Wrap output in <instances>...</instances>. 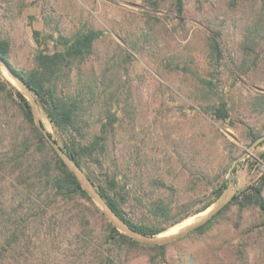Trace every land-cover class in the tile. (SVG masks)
Segmentation results:
<instances>
[{
    "label": "rangeland",
    "instance_id": "rangeland-1",
    "mask_svg": "<svg viewBox=\"0 0 264 264\" xmlns=\"http://www.w3.org/2000/svg\"><path fill=\"white\" fill-rule=\"evenodd\" d=\"M162 4L153 10L146 0H0V32L10 42L9 61L23 72L34 67L39 51L54 49L53 38L89 28L104 33L95 42L87 69L97 72L105 59L118 58L117 44L126 48L122 38L133 47L127 44L131 57L122 77L120 122L109 150L134 204L132 220L148 227L164 226L201 206L223 179L226 184L232 179L235 193L264 173V140L253 145L256 139L248 135H264V39L252 50L243 49L248 30L254 31L261 14V2L248 0L232 7L228 0H184L181 17L169 0ZM211 38L222 51L217 63L210 57ZM197 76L217 85L227 100L228 120L206 110ZM5 79L14 84L0 68V84ZM107 84L110 80L105 79ZM16 114L12 101L0 95V153L10 141ZM40 118L62 144L64 137L42 111ZM97 120L98 111L93 118ZM244 151L229 175L231 164ZM156 203L165 216L155 212ZM75 206L56 210L65 215L61 236L70 243L61 247L57 258L51 255L58 264L79 263L74 230L108 248L105 220L86 210L90 222L83 226L84 221L71 216ZM68 207L71 213L65 214ZM198 213L159 234L175 231ZM48 242L57 248L56 237ZM39 244L30 247L38 250ZM237 245L243 257L236 253ZM150 253L146 247H135L121 254L119 264H152ZM87 254L91 255L89 248ZM26 264L37 263L33 259ZM156 264H264V216L255 206L233 207L205 232L169 243L164 261Z\"/></svg>",
    "mask_w": 264,
    "mask_h": 264
},
{
    "label": "trees",
    "instance_id": "trees-1",
    "mask_svg": "<svg viewBox=\"0 0 264 264\" xmlns=\"http://www.w3.org/2000/svg\"><path fill=\"white\" fill-rule=\"evenodd\" d=\"M165 1L146 0V5L158 10ZM169 1L173 11L181 17L184 13V0ZM246 1L248 0H228V3L233 7ZM259 1L261 14L255 20L252 28L254 31L248 30L245 36V50H252L255 47L253 45L264 39V0ZM103 33L101 29L89 28L71 36L59 35L53 38L54 49L50 52L39 51L34 58V67L23 72L9 61L10 42L0 32V57L24 80L40 111L64 137L62 144L57 141L59 145L84 170L111 208L132 228L148 235H156L207 208L226 188V180L223 179L212 190L210 200L164 226L148 227L132 220L130 209L134 204L109 150L110 139L120 122L119 99L123 92L125 61L131 57L126 48L132 46L122 38L126 48L117 44L118 58L105 59L104 68L97 72L93 68L87 69L88 59L95 54V42ZM208 46L210 57L217 63L222 58L219 43L211 38ZM74 76L77 78L74 79ZM105 79L110 80V84L105 85ZM195 79L204 93L203 97L207 99L206 110L217 119L228 120L230 111L227 100L219 93L213 80L200 76ZM0 95L5 100L12 101L14 111L17 112L10 141L4 152L0 153V264H26V261L33 259L37 264H58V261L51 260V255L57 258L61 247L70 243L66 236H61L65 215L58 214L56 210L70 206L71 203L76 205L71 216H78L84 221L83 226L90 222L86 210L97 213L106 223L104 238L108 248L105 249L89 234L81 235L78 230H74L73 235L79 242L74 248L78 252V264H119L121 254L135 247H146L151 251L150 263L163 262L168 244H141L120 232L104 217L75 174L35 125L26 97L7 79L0 84ZM96 111L99 120L93 121ZM248 135L251 140L259 137V134L251 132ZM260 157L264 159V151ZM263 190L264 173L255 183L236 190L223 208L191 233L205 232L211 225L220 222L233 207L241 210L255 206L264 216ZM154 210L162 217L166 215L159 203H156ZM70 211L68 207L65 214L71 213ZM52 236L57 239V248H54V244L49 245L50 241L46 243ZM36 242L40 243L38 250H32L30 244ZM88 248L90 256L87 254ZM242 252L237 245L236 253L243 257Z\"/></svg>",
    "mask_w": 264,
    "mask_h": 264
},
{
    "label": "water",
    "instance_id": "water-1",
    "mask_svg": "<svg viewBox=\"0 0 264 264\" xmlns=\"http://www.w3.org/2000/svg\"><path fill=\"white\" fill-rule=\"evenodd\" d=\"M0 68H3L9 75V77L14 81V86L26 97L28 100L32 117L35 125L44 135L48 143L52 146L59 157L64 161V163L69 167V169L75 174L78 181L90 196L94 204L101 210L107 220L116 227L120 232L131 237L133 240L147 245H166L173 241L179 240L189 233L194 231L197 227L206 223L210 218H212L221 208H223L234 193V183L232 179H228L226 188L222 193L204 210L198 213V215L193 218L190 222L180 226L175 231L168 233L166 235H148L142 233L134 228H132L124 219H122L106 202L104 197L100 194L97 188L93 185L92 181L87 177L83 169L78 166V164L62 149L57 140L53 138L51 133L44 126L40 118V109L34 98L32 92L20 77V75L14 70L10 64L2 57H0ZM264 140V135L259 136L253 143L255 145L257 142ZM247 151V150H246ZM246 151H244L240 156H238L231 164L228 173L232 172V169L236 162L242 158Z\"/></svg>",
    "mask_w": 264,
    "mask_h": 264
},
{
    "label": "bare ground",
    "instance_id": "bare-ground-1",
    "mask_svg": "<svg viewBox=\"0 0 264 264\" xmlns=\"http://www.w3.org/2000/svg\"><path fill=\"white\" fill-rule=\"evenodd\" d=\"M190 220H191V219H188L187 222H190ZM170 233H171V232H170ZM166 234H168V233H165V234H163V235H166Z\"/></svg>",
    "mask_w": 264,
    "mask_h": 264
}]
</instances>
